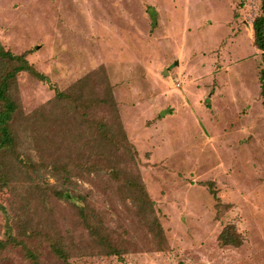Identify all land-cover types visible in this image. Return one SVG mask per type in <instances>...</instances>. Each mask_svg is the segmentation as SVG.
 Wrapping results in <instances>:
<instances>
[{
    "label": "rangeland",
    "instance_id": "374dc122",
    "mask_svg": "<svg viewBox=\"0 0 264 264\" xmlns=\"http://www.w3.org/2000/svg\"><path fill=\"white\" fill-rule=\"evenodd\" d=\"M261 5L0 0V40L53 83L18 76L20 149L38 167L5 156L0 264H264V58L252 28ZM82 78L81 95L95 101L109 86L117 108L48 105L53 87ZM102 119L122 124L135 149L111 155L140 175L152 203L107 170L80 166L93 164ZM53 159L75 163L69 182L45 168ZM60 189L83 196L86 216ZM226 227L239 244L220 241Z\"/></svg>",
    "mask_w": 264,
    "mask_h": 264
},
{
    "label": "trees",
    "instance_id": "16d2710c",
    "mask_svg": "<svg viewBox=\"0 0 264 264\" xmlns=\"http://www.w3.org/2000/svg\"><path fill=\"white\" fill-rule=\"evenodd\" d=\"M252 28L254 32V44L258 49L262 50V56L264 58V0H262L261 13L258 14L252 22ZM22 72H29L39 80L46 81L53 86L49 77L37 70V68L29 62L26 51L15 53L14 51L7 49L0 40V180L3 182H8L7 175L4 172L5 156H14V161L21 169L22 167H25L30 170L38 167V164L35 165L32 159L25 155L20 149L23 141L19 132L21 104L17 90L18 76ZM83 81V78L80 79L68 89L53 87L55 95L53 99L49 101L48 105L54 109H58L62 106V104H67V106L72 108L73 113L75 114L78 112L87 114V105L90 102H93V104L96 103L99 107L106 106L114 109L117 108L114 94L109 86V91H107L103 97H97L95 101H92V99H86L83 95H81L77 88ZM261 86L262 95L264 97V71H262L261 74ZM46 107L47 106H45L43 110H38V112L32 116V120L37 119L38 116H44L45 110L47 109ZM96 128L97 132L94 134V138L97 144L96 152L93 155V164H82L80 166L86 170L95 172L99 170H107L116 181L125 182L129 189L135 192L137 197L136 200L142 203H146L148 201L152 203V199L150 198L140 175L130 172L128 169H121L111 155L114 150L135 149L134 145L129 142L122 124L119 125L118 129H115L107 121L102 119L96 123ZM74 166L75 163H73L70 167L69 163L58 162L53 159L46 164L45 168H49L50 172L52 171L54 176H58L63 183H67L71 180L72 167ZM40 167L37 168L35 172L38 177L35 176L34 179L36 180L37 178V183L42 185L38 174ZM123 174L124 176H122ZM55 193L60 198H66L73 203H76L77 200L81 198L84 200L82 195H74L67 189L55 190ZM76 204L86 216L84 206L80 203ZM155 224L161 227L157 219H155ZM219 238L223 244H239L241 242L240 237L234 235L232 228L229 227H226L223 230ZM108 248L111 253L117 254L120 260H122L120 251L114 245L109 244ZM53 249L59 257L67 262L68 255L63 246H61L58 242H53Z\"/></svg>",
    "mask_w": 264,
    "mask_h": 264
},
{
    "label": "water",
    "instance_id": "95a60500",
    "mask_svg": "<svg viewBox=\"0 0 264 264\" xmlns=\"http://www.w3.org/2000/svg\"><path fill=\"white\" fill-rule=\"evenodd\" d=\"M168 71L167 70H165V73H167Z\"/></svg>",
    "mask_w": 264,
    "mask_h": 264
}]
</instances>
